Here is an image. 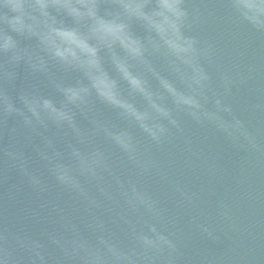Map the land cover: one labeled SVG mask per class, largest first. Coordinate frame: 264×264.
I'll return each mask as SVG.
<instances>
[{"label": "clouds", "instance_id": "9594fccd", "mask_svg": "<svg viewBox=\"0 0 264 264\" xmlns=\"http://www.w3.org/2000/svg\"><path fill=\"white\" fill-rule=\"evenodd\" d=\"M210 23L264 41V0H0V170H15L38 197L52 185L69 197L49 205L53 226L39 234L0 216V264H212L186 256L193 234L222 243L201 207L210 190L184 183L158 155L178 145L192 170L191 123L264 159V141L230 102L254 82L255 66H225L218 43L201 37ZM20 68L27 85L13 97ZM215 218L236 230L224 199Z\"/></svg>", "mask_w": 264, "mask_h": 264}, {"label": "water", "instance_id": "95a60500", "mask_svg": "<svg viewBox=\"0 0 264 264\" xmlns=\"http://www.w3.org/2000/svg\"><path fill=\"white\" fill-rule=\"evenodd\" d=\"M201 37L218 43L225 66H230L232 62L241 63L242 68L255 66L254 82L249 87L234 90L230 102L234 111L248 121L251 130L264 141V110L249 111L252 104L264 105V41L245 29L229 33L225 23H210L201 32ZM26 85L24 69L20 68L18 79L9 88V92L15 97ZM40 88L46 94H51L44 83H40ZM97 107L106 119L119 122L115 112L103 105ZM78 119L82 126H87V121L81 117ZM15 126V121L9 120V128ZM186 128L199 154L193 158L192 170L185 169L184 153L178 145L171 146L167 155H158L166 165L172 162L173 174L184 183L193 188L203 186L210 190L206 192L201 207L213 216L217 234L222 240V243H212L193 234L186 256L189 261L192 258L207 257L212 264H264V159L233 148L213 128H195L191 123H186ZM8 142L5 137L4 143ZM22 146L25 154L33 161L34 168L52 185L32 147ZM149 186L172 207L173 197L157 179H152ZM219 199H224L230 205L236 223L235 231L215 218ZM68 200L67 194L54 185L46 196L38 197L15 170H9L6 176L0 170V216L6 217L13 228H24L32 234H39L44 227L53 226L54 217L50 215L49 205L55 202L66 203ZM32 213H36V216ZM179 214L184 217L186 230L190 231L187 228V216L182 211Z\"/></svg>", "mask_w": 264, "mask_h": 264}]
</instances>
